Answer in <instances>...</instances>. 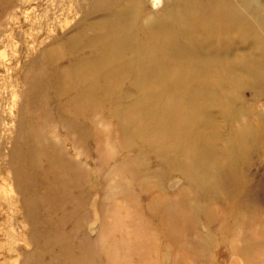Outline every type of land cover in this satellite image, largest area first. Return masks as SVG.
Segmentation results:
<instances>
[{
    "label": "rangeland",
    "instance_id": "rangeland-1",
    "mask_svg": "<svg viewBox=\"0 0 264 264\" xmlns=\"http://www.w3.org/2000/svg\"><path fill=\"white\" fill-rule=\"evenodd\" d=\"M114 1L0 0V264H73L75 259L76 264H264V242L258 238L248 244L245 260L220 244L219 225L209 227L205 216L209 198L171 165L187 162L122 138L119 121L125 122L110 100L76 115V130L66 127L71 117L59 114L65 98L52 75L72 61L66 54L76 33L98 23L116 7ZM244 2L251 16L264 19L259 8L264 0ZM179 4L141 0L137 25L146 27ZM77 54L90 52L83 47ZM119 88L124 108L140 91L128 80ZM238 92L240 108L251 109L257 119L264 115V82ZM213 113L222 137L214 140L216 158L204 169L209 183L227 166L225 155L245 124L243 118L230 125ZM237 158L229 167L238 178L230 192L244 183L264 187V146L246 158L237 152ZM60 173L67 177L59 178ZM220 197L215 207L224 209V194ZM183 199L198 201V222L193 226L194 216L173 214L180 222L176 236L163 222V210ZM258 203L264 215V189ZM252 231L264 236L263 227ZM209 236L217 241L207 244Z\"/></svg>",
    "mask_w": 264,
    "mask_h": 264
},
{
    "label": "bare ground",
    "instance_id": "bare-ground-1",
    "mask_svg": "<svg viewBox=\"0 0 264 264\" xmlns=\"http://www.w3.org/2000/svg\"><path fill=\"white\" fill-rule=\"evenodd\" d=\"M178 1L180 7L170 8L168 14L140 28L137 17L141 0H117L116 7L98 23L80 29L66 54L72 61L52 75L57 93L65 98L58 111L70 114L65 125L76 130V115L110 100L117 117L125 122L119 121L122 138L183 158L186 165L174 160L171 165L209 198L205 209L208 226L218 224L220 244L230 245L232 254L245 260L252 240L264 242L263 235L252 231L258 226L264 228L262 204L258 203L264 187L244 183L231 193L229 188L238 178L231 175L229 167H235L239 160L237 152L246 158L248 152L264 146V115L251 117L252 110L237 103L242 100L239 88H257L264 82V19L251 16L252 9L244 0ZM259 8L264 14V8ZM239 46L245 48L241 51ZM83 47L90 55L76 57ZM127 80L140 91L124 108L120 101L125 94L119 86ZM214 109L230 125L243 118L245 124L225 155L227 166L209 183L210 174L204 169L216 158L214 140L221 136ZM30 150L27 147L32 155ZM199 167L200 175L195 174ZM58 177L67 176L60 173ZM30 178L24 181L28 186ZM222 194L224 209H219L215 204ZM196 202L183 199L174 207H164L162 220L173 226L176 236L180 222L173 214L194 216L190 222L195 226ZM239 238L244 241L242 247L238 246ZM213 241H217L213 236L205 240L207 244ZM62 249L69 258L70 253Z\"/></svg>",
    "mask_w": 264,
    "mask_h": 264
}]
</instances>
